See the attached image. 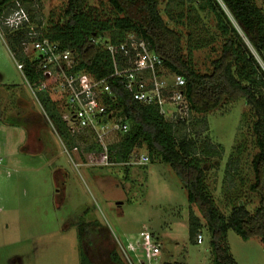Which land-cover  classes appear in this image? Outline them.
<instances>
[{"label": "rangeland", "instance_id": "374dc122", "mask_svg": "<svg viewBox=\"0 0 264 264\" xmlns=\"http://www.w3.org/2000/svg\"><path fill=\"white\" fill-rule=\"evenodd\" d=\"M22 1L5 4L0 24L5 17L24 12L32 35L23 43V50L36 58L31 42L61 18L67 0ZM255 1L264 14V0ZM13 2L15 7L10 10ZM203 3L163 0L160 5L162 17L181 36L184 57L199 72L209 71L221 44L212 14L199 8ZM87 5L100 19L113 15L108 0H89ZM27 9L34 23H30ZM109 36L105 32L99 39L102 47ZM4 40L0 28V264H80L78 219L96 220L105 227L95 242V254L90 256L96 264H129L118 241L124 244L143 227L160 243V254L149 262L141 255L133 256L134 264H211V238L204 219L197 206L188 202L172 167L158 159L96 166L79 163V152L67 154L64 146L71 147L58 136L36 92L45 91L57 109L61 108L60 95L53 83L31 86ZM160 75L167 85L173 82V73L166 67H161ZM19 102L25 111L18 109ZM183 116L189 122L181 133L197 137L198 144L208 141L215 152L197 157L202 160L205 188L218 212L227 215L239 203L252 211L258 199L248 189L252 177L249 106L239 98L224 101L205 115L186 111ZM76 143L79 148L90 144ZM133 152L137 157L148 155L144 149ZM190 212L202 223L197 232L200 242L189 237ZM223 244L236 264H264V245L258 237L243 239L228 229ZM111 251H116L120 263L110 260Z\"/></svg>", "mask_w": 264, "mask_h": 264}, {"label": "trees", "instance_id": "16d2710c", "mask_svg": "<svg viewBox=\"0 0 264 264\" xmlns=\"http://www.w3.org/2000/svg\"><path fill=\"white\" fill-rule=\"evenodd\" d=\"M9 1L0 0V16ZM88 1L67 0L61 18L51 22L47 31L36 39L47 38L58 42L61 48L73 51L79 61L76 69L100 78L110 74L113 65L110 53L101 46L99 39L108 32L110 36L106 43L117 45L126 40L127 34H134L161 58L162 66L184 78L183 89L189 113L205 115L224 101L239 98L249 106L251 117L247 122V132L252 146V177L248 189L258 199V204L250 211L244 203H239L223 215L205 188L206 172L202 160L197 157L199 154H215L208 141L198 144L197 137L181 133L187 127L188 118L167 120L156 105H144L133 100L121 79H109L111 90L117 95L116 107L128 125L125 133H115L107 138L110 159L128 165L133 150L144 149L148 160L158 159L169 164L180 178L188 202L197 206L204 219L211 238V264H236L223 244L228 229L243 239L258 237L264 245V69L255 57L258 56L264 66L262 9L255 0H204L199 8H206L212 14L221 44L217 57L210 62L209 71L199 72L184 57L180 34L162 17L160 5L163 0H108L113 9L109 19H100L88 7ZM13 7L14 2L10 4V10ZM29 18L30 23L35 22L30 13ZM40 24L41 21H37V25ZM0 28L5 33L4 42L21 66L27 82L30 85H48L50 81L43 79L42 71L37 68L38 59L28 57L23 50V43L30 41L28 22L13 31L1 21ZM116 61L121 64L119 56ZM38 96L58 136L67 147L75 146L76 140L68 133L49 95L38 91ZM88 149L98 151L101 147L95 144ZM75 224L80 264H96L90 256L95 254V242L105 232V227L96 220L78 219ZM201 226L199 218L190 212V239L199 234ZM109 258L115 263L121 262L116 251H111Z\"/></svg>", "mask_w": 264, "mask_h": 264}, {"label": "built area", "instance_id": "2783aa9c", "mask_svg": "<svg viewBox=\"0 0 264 264\" xmlns=\"http://www.w3.org/2000/svg\"><path fill=\"white\" fill-rule=\"evenodd\" d=\"M15 14L14 17H5L3 25L18 29L28 21L24 12L17 11ZM104 44L103 48L111 55L113 70L110 74L97 78L90 72L77 70V55L69 49L61 48L58 42L47 38L31 42L33 52L38 54L37 68L42 71L43 79L50 81L49 85L53 83L60 95L61 108L58 113L68 133L78 141L90 143L80 148L78 143L70 149L64 146V151L67 154L79 152V163L96 166L115 163L109 156L107 138L128 130L125 116L116 107L117 95L111 90L110 78L121 79L133 100L144 105H156L159 113L167 120L183 119V114L188 112L183 89L184 78L173 74V82L168 85L164 83L160 75L162 60L149 49L144 40L130 34L124 42L117 45ZM117 56L121 59L120 65L116 61ZM95 144H99L101 149H88ZM147 161V155L140 154L137 157L132 152L127 163L144 164ZM196 239L200 242L201 235L198 234ZM118 246L129 264H134L133 256L141 255L149 262L160 254V243L146 227L124 244L118 241ZM139 262L145 264L144 261Z\"/></svg>", "mask_w": 264, "mask_h": 264}, {"label": "crops", "instance_id": "0c3cea01", "mask_svg": "<svg viewBox=\"0 0 264 264\" xmlns=\"http://www.w3.org/2000/svg\"><path fill=\"white\" fill-rule=\"evenodd\" d=\"M11 55H12V54H11ZM20 104H21V103L19 102V103H18V105H19L18 109L21 110V112L25 111V110H24L25 108H24V107L22 108V106H20ZM26 142H27V141H26ZM38 142H39V144H38V145H39V146H38V149L40 150V148L42 147L41 139H39ZM27 145H28V144H27ZM26 148H27V147H26ZM37 151H38V150H37ZM111 164H113V163H111Z\"/></svg>", "mask_w": 264, "mask_h": 264}]
</instances>
